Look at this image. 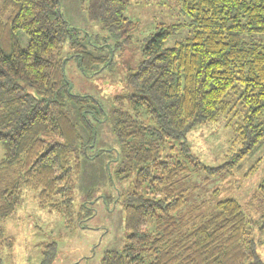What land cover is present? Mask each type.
I'll list each match as a JSON object with an SVG mask.
<instances>
[{"label": "trees", "instance_id": "16d2710c", "mask_svg": "<svg viewBox=\"0 0 264 264\" xmlns=\"http://www.w3.org/2000/svg\"><path fill=\"white\" fill-rule=\"evenodd\" d=\"M178 2L187 20L160 26L146 38L143 60L127 76V92L114 98L120 171H137L133 189L120 196L126 242L121 251L106 252L100 264H264L254 221L238 201L220 200L198 220L196 207L187 203L195 173H232L263 144L264 0ZM130 5L131 0H89L88 19L102 25L115 48L131 44L137 30L138 23L125 15ZM183 28L186 36L170 42ZM78 30L61 13L60 0L2 2L0 220L16 213L30 189L39 208L70 222L82 138L66 104L78 107L76 116L94 144V126L84 117L96 100L71 92L62 47L69 42L68 58L77 57L83 71L105 67L108 60L88 50ZM20 31L28 37L26 46ZM103 46L108 42L98 48ZM228 115L239 118L229 158L208 166L192 153L188 135ZM253 199L262 202L264 229V179ZM87 209L89 218L94 212ZM56 253L53 241L40 264H52Z\"/></svg>", "mask_w": 264, "mask_h": 264}, {"label": "rangeland", "instance_id": "374dc122", "mask_svg": "<svg viewBox=\"0 0 264 264\" xmlns=\"http://www.w3.org/2000/svg\"><path fill=\"white\" fill-rule=\"evenodd\" d=\"M2 2L0 0V17ZM88 3L89 0H60L61 13L72 27L79 29L83 44L108 59L105 67L101 63L96 69L83 71L77 57L68 58L73 54L69 42L62 47L71 92L96 100V103H89L90 110L84 117L88 125L94 126L91 128L94 144H91V131L76 116L78 107L70 101L66 104V109L80 125L82 138L77 152L80 167H75L70 222L66 223L59 212L39 208L37 192L25 189L16 213L0 220V260L3 264H40L43 251L53 241L57 243V253L52 264H100L106 252L121 251L126 242L124 203L120 196L133 189L137 167L127 174L120 171L123 154L114 131V98L127 92V76L143 60L146 38L160 26L180 24L187 19L180 12L178 0H131L125 15L135 20L138 27L131 44L115 48L102 25L88 19ZM181 33L170 42L184 38L188 29L183 28ZM18 37L26 46L28 37L22 31ZM107 42L109 46L98 48ZM238 120L228 115L191 131L188 140L192 153L208 166H219L227 161ZM2 156L0 147V159ZM194 176L193 196L187 203L196 207V219L214 211L218 201L235 199L254 221L251 226L256 250L264 262V229L259 228L262 202L253 199L264 179V141L260 150L232 173L209 175L205 172ZM87 207L94 212L89 218Z\"/></svg>", "mask_w": 264, "mask_h": 264}]
</instances>
